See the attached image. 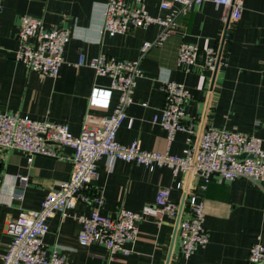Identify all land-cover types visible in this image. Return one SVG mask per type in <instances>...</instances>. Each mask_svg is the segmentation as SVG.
Returning <instances> with one entry per match:
<instances>
[{"label":"crops","instance_id":"obj_1","mask_svg":"<svg viewBox=\"0 0 264 264\" xmlns=\"http://www.w3.org/2000/svg\"><path fill=\"white\" fill-rule=\"evenodd\" d=\"M142 1L150 15L165 14L159 9L161 0ZM106 2L0 0V113L66 124L73 135H79L86 114L107 116L117 101L114 92L107 109L89 107L92 89H106L110 81L95 77L87 66H76L80 54L87 59L104 54L138 60L141 68V76L135 82L134 102L116 135L120 144L136 141L146 151L183 154L187 134L176 133L168 144L165 130L152 121L165 101L161 84L174 81L190 94L185 116L195 123L196 135L205 117L206 127L258 137L264 149V0H243L241 16L230 23V39L224 44L220 39L222 10L204 2L178 17L176 33L161 47L144 54L140 51L142 44L153 41L160 28L154 25L126 35H102ZM25 14L40 19L47 30L58 28L69 33L63 64L55 78L29 71L15 60L20 17ZM181 43L200 49H220L223 45L226 65L219 66L216 72L200 68L185 72L177 65ZM71 156L72 150L64 147L58 150L57 157L35 156L29 164L21 152L0 149V264L11 242L6 230L8 222L21 211L38 210L51 187L68 180ZM97 171L91 190L103 194L102 215L114 217L121 207L140 212L143 206L154 202L160 188H169L170 201L180 207L178 216L159 221L146 217L138 224L137 239L126 246L130 252L111 258L102 245L78 244L81 225L76 217L92 212L91 206L78 202L66 218L55 214L48 219L49 232L43 240L48 248H59L68 264H247L252 244H264L263 183L243 178L224 182L215 177L200 190L201 180L191 174L184 192L187 174H174L166 167L151 172L120 160L108 164L103 158L97 163ZM20 176L27 181L22 183ZM193 196L203 204L208 241L185 258L177 224L188 217Z\"/></svg>","mask_w":264,"mask_h":264},{"label":"built area","instance_id":"obj_2","mask_svg":"<svg viewBox=\"0 0 264 264\" xmlns=\"http://www.w3.org/2000/svg\"><path fill=\"white\" fill-rule=\"evenodd\" d=\"M204 2H211L222 10L223 30L220 39L224 44L229 40L230 23L241 16L243 0H161L159 9L165 13L161 16L150 15L142 0H107L102 14L101 33L114 37L156 25L160 31L153 41L142 44L140 51L144 54L151 48L161 47L176 33L178 17L194 11ZM69 40L66 30H47L40 19L22 15L15 60L29 71L55 78L63 64L64 50ZM177 65L185 72L191 68L214 72L216 67L226 65V58L223 49L220 52L218 47L200 49L194 44L181 43ZM76 66H87L93 70L95 77L108 78L110 81L106 89H92L88 97L89 107L107 109L112 93L118 95L109 115H85L79 135H73L66 124L0 113V149L21 152L29 164L35 156L54 158L58 156L60 148L72 150V169L68 180L51 187L38 210L21 211L8 222L6 230L11 242L1 258L2 264H68L59 248H48L43 240L49 232L48 219L55 214L66 218L68 211L78 202L92 207L89 216L76 217L81 225L78 244L102 245L111 258L118 253L127 255L130 252L126 246L137 239L138 224L146 217L157 221L163 217L177 218L180 207L170 201L169 188H160L154 202L143 206L140 212L121 207L114 217L102 215L103 194L92 191L91 185L98 177L97 163L103 158L108 164L120 160L143 166L151 172L166 167L174 174H188L191 169V174L201 180L200 190H204L215 177L224 182L243 178L255 184H264L262 140L209 126L203 129L196 145L195 123L188 121L185 116L190 94L182 84L174 81L161 84L165 101L152 121L165 130L168 144L176 133L187 134V146L183 154L176 156L168 152L146 151L136 141L129 145L120 144L116 135L127 118L128 107L134 102L135 82L141 76L139 61L122 60L104 54L87 59L80 54ZM242 155L244 157L241 158ZM19 179L22 183L27 181L22 176ZM188 207V217L178 220L177 224L181 252L185 258H189L208 241L202 202L193 196ZM247 264H264V244L260 241L250 247Z\"/></svg>","mask_w":264,"mask_h":264},{"label":"water","instance_id":"obj_3","mask_svg":"<svg viewBox=\"0 0 264 264\" xmlns=\"http://www.w3.org/2000/svg\"><path fill=\"white\" fill-rule=\"evenodd\" d=\"M228 23H229V21H228ZM228 39H230V38H228ZM222 47H223V45L220 47V52L222 51ZM216 70H217V67H216V69H215L214 72H216ZM213 79H214V78H213ZM204 122H205V117H204V119L202 120V124H201L202 126H201V128H200V130H199V133H198L197 137H196V145L198 144V141H199V138H200V135H201L203 129L206 127V126L204 125ZM240 157L242 158V157H244V155H242V156H240ZM191 173H192V170L190 169L189 172H188V174H187V179H186V183H185V187H184V192H186L187 189H188V185H189V180H190V177H191Z\"/></svg>","mask_w":264,"mask_h":264}]
</instances>
